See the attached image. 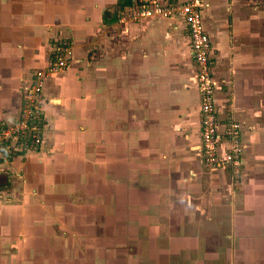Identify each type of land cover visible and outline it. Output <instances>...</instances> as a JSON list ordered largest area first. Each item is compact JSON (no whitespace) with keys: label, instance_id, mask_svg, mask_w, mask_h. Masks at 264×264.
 <instances>
[{"label":"crops","instance_id":"crops-1","mask_svg":"<svg viewBox=\"0 0 264 264\" xmlns=\"http://www.w3.org/2000/svg\"><path fill=\"white\" fill-rule=\"evenodd\" d=\"M177 5L185 0H161ZM220 122L242 125L240 186L201 162L189 31L132 0H0V126L54 39L43 143L0 151V264H264V36L250 0H203Z\"/></svg>","mask_w":264,"mask_h":264},{"label":"built area","instance_id":"built-area-1","mask_svg":"<svg viewBox=\"0 0 264 264\" xmlns=\"http://www.w3.org/2000/svg\"><path fill=\"white\" fill-rule=\"evenodd\" d=\"M132 3V9L123 18L138 21L145 17L177 16L186 25L197 70L201 162L209 170L227 171L232 182L238 185L243 166L242 125L234 118L220 122L217 116L210 65L211 43L202 16L203 0H185L177 5H166L161 0H132ZM72 52L70 37L54 39L50 62L46 67L36 69L24 87L17 118L0 126V151L16 153L42 145L44 122L39 101L44 83L52 72L66 68Z\"/></svg>","mask_w":264,"mask_h":264},{"label":"rangeland","instance_id":"rangeland-1","mask_svg":"<svg viewBox=\"0 0 264 264\" xmlns=\"http://www.w3.org/2000/svg\"><path fill=\"white\" fill-rule=\"evenodd\" d=\"M250 3L252 6H257V9L255 10L258 13V17H260V19H262V27L260 28V32L262 33V35L264 36V0H250ZM230 177V174H229ZM231 180V177H230ZM240 181L241 178L238 181V186H240ZM236 182V181H234Z\"/></svg>","mask_w":264,"mask_h":264}]
</instances>
